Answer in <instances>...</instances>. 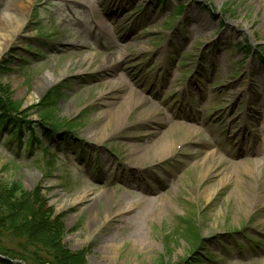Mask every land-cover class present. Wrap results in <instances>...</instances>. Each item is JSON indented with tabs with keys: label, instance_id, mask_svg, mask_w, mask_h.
Masks as SVG:
<instances>
[{
	"label": "rangeland",
	"instance_id": "1",
	"mask_svg": "<svg viewBox=\"0 0 264 264\" xmlns=\"http://www.w3.org/2000/svg\"><path fill=\"white\" fill-rule=\"evenodd\" d=\"M7 14L24 20L18 34ZM97 19L114 41L129 35V62L120 63L127 55L108 49L111 39L91 33H100L98 24L92 25ZM0 31V117H7L0 120V200L27 216L21 221L10 216L16 221L10 227L0 221V240L15 252L0 254V264H44L40 261L53 259L52 253L58 264H264V184L258 205L251 198L235 209L227 197L238 181L210 201L202 194L208 186L218 187L226 168L245 180L235 172L238 129L249 100L259 97L264 105V0H0ZM79 40L86 45H77ZM119 43L121 50L125 41ZM91 53L98 59L113 54L109 65L120 63L117 74L138 85L135 93L147 102L142 112L132 111L137 120L153 105L168 116L166 123L131 126L124 110L114 125L128 127L110 138L95 134L92 130L103 127L95 121L115 100L106 86L114 75L98 64L72 67ZM198 62L200 79L189 81L193 75L184 76ZM47 72L58 81L36 98V83ZM187 81L206 100L199 116L208 133L216 132L211 119L218 113L237 125L231 128L233 138L217 145L226 161L215 176L201 181L200 160L213 144L205 129L194 133L182 122L176 99ZM52 90L54 100L47 97ZM256 101L251 106L264 114ZM254 114L253 125L260 117ZM9 121L22 129L24 142L40 135L42 143L13 139L8 144ZM156 129L168 131L170 159L144 162L128 156L130 144L147 142ZM140 166L153 169L131 181L128 168ZM105 190L112 195L106 202L100 197ZM86 192L85 202L76 204ZM142 198L153 206L148 216H135L143 203L131 213L118 211L122 199ZM94 209L97 216L91 219Z\"/></svg>",
	"mask_w": 264,
	"mask_h": 264
},
{
	"label": "bare ground",
	"instance_id": "2",
	"mask_svg": "<svg viewBox=\"0 0 264 264\" xmlns=\"http://www.w3.org/2000/svg\"><path fill=\"white\" fill-rule=\"evenodd\" d=\"M78 3H87L91 4L92 0H74ZM21 10V9H19ZM7 21H10V23L14 22L15 24V34H18L23 26V21L18 16H13L12 14H7L6 17ZM105 26V25H104ZM1 32V31H0ZM123 35V34H122ZM77 45L84 47L86 45L84 40L76 41ZM113 45V44H112ZM127 43L123 46L121 50H116V54L124 53L127 55L126 59L124 60L125 63L129 62L130 56L125 52V49H127ZM138 50L141 52L144 50L143 48H138ZM114 55L113 54H107L106 56H103L101 59H98L95 53H91L84 58L81 59L80 63H72L73 68H78V65L81 67H85L86 64L89 66H95L99 65L100 69L103 73H108L111 75H114V79L110 80L106 83L107 90L110 91L114 95V101H111L107 104V108L104 112L101 113L99 118L95 121L100 123L99 125H103L101 131L98 129L92 130L95 134L101 135L103 133V138H110L111 136L117 134L120 130L128 127V125H124L123 123L115 124L116 119L120 116V113H122L124 110L127 111V120H129L131 126L137 125V123L146 121L149 124H153L155 126H159L160 124H165L166 119L162 115V113L159 111L158 107L156 106H150L148 112H146V115L143 116L141 119L137 120V117L132 114V111L136 112H142L140 111L141 105L143 103L147 102V99L145 97L139 96L135 92L128 93L127 96L123 95L125 91H127V85L120 79V77H117V71L116 68L113 66L111 67L109 64L114 62ZM58 80L55 78V74L52 72H47V74L40 78L38 82L36 83V88L34 92V97L39 98L43 93H45L50 86L55 84ZM33 97V98H34ZM30 99L29 103L32 102L34 99ZM142 115V114H140ZM114 125V127H112ZM188 130L193 131L194 133H198L199 130L197 128L187 127ZM154 136L153 138H149L147 142L144 143H132L130 144L131 147V153L128 156H131L132 159H138L140 161L144 162H158L161 161L162 163L166 161L167 159H170V152L168 141L165 140V136L168 135L167 132L158 131L156 129V132L151 134ZM165 135V136H164ZM157 136V138H155ZM92 137V136H90ZM203 165V170L199 172V178L201 179H208L210 177L215 176L216 169L218 165L221 163H224L226 160L224 157L218 155L216 152H207L204 157L200 160ZM264 164L260 163H252L250 164L247 161L240 162L237 165V168L235 172L242 174L245 178L244 182L242 178L239 176L238 178L233 177L232 170L229 168H226V173L224 176L219 180L218 187L212 188L210 186L203 189V195L205 198H208V201L214 197L217 192L221 191L224 187L228 185H232L234 182L238 181L239 185L236 186V192H232L228 197L227 201L231 203V209H235V206H238L245 203L248 199L255 198L258 199V202L255 205L259 204V196L262 195L260 191V186L264 184V167L261 166ZM148 166V165H144ZM139 167L138 169H131L128 168V172L130 175V180L135 181L136 179H132L134 175H139L143 173V175H148L150 168L145 167ZM241 175V176H242ZM32 179V178H31ZM199 181V183H200ZM244 183V184H243ZM201 189V188H200ZM111 191L105 190L103 194L100 196L104 199V201H109L111 199ZM88 198L87 192L78 197L74 202L76 204L84 203L85 200ZM138 203H143L144 207L138 210L136 213V217L138 218H144L150 214V212L153 211V206L151 204L150 199L142 198L138 200L137 202H129L128 200L122 199L119 206L121 207L118 211L125 210L128 213L133 212L134 208L137 207ZM237 208V207H236ZM97 216V211L94 209L91 215L92 217ZM106 219H110L107 217ZM137 236H140L142 234L141 230H137Z\"/></svg>",
	"mask_w": 264,
	"mask_h": 264
},
{
	"label": "trees",
	"instance_id": "3",
	"mask_svg": "<svg viewBox=\"0 0 264 264\" xmlns=\"http://www.w3.org/2000/svg\"><path fill=\"white\" fill-rule=\"evenodd\" d=\"M54 94V95H53ZM48 98H50L51 100H54L56 99L58 96H56V93H53V90L47 95ZM3 110V109H2ZM16 111L19 110V107H17V109H15ZM2 114V111L0 112V115ZM7 121V117L5 118V116L3 117H0V120L4 121V120ZM5 123V121H4ZM13 122L10 123H7V127L6 129L8 130V132L11 130V129H15L16 128V131L14 132H11L10 133V137H15L17 138L18 140L22 139L23 138V131L21 130V128H19V125L18 124H15L13 126L12 124ZM1 126H3V124L0 125V128ZM54 126V125H53ZM56 127V125L54 126ZM2 198V197H1ZM0 198V199H1ZM0 211L5 213L3 215H0V221H3V226L6 227V226H11V225H16V221L14 222V220H12L11 218H9L10 216H14L16 219H19L20 221L22 219H27V216L25 214H22V211H20L18 208H17V205L12 203V202H5V200H0ZM6 221V222H5ZM2 230V228L0 227V231ZM1 236V235H0ZM62 250V248H59L58 251ZM63 251V250H62ZM11 253H15L10 247H7L6 244H4L1 240H0V254H11ZM66 253V252H65ZM52 258L53 259H49V260H45V261H40L44 264H58L57 262H59V260L55 257V254L52 253ZM55 259V260H54ZM65 264V263H64ZM66 264H79V261H71L70 263H66Z\"/></svg>",
	"mask_w": 264,
	"mask_h": 264
}]
</instances>
